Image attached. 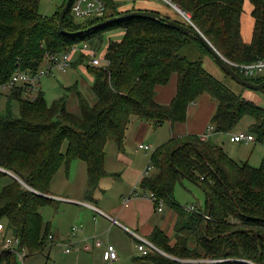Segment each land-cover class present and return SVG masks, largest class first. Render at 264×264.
Wrapping results in <instances>:
<instances>
[{
  "label": "trees",
  "instance_id": "1",
  "mask_svg": "<svg viewBox=\"0 0 264 264\" xmlns=\"http://www.w3.org/2000/svg\"><path fill=\"white\" fill-rule=\"evenodd\" d=\"M66 1L52 15H45L40 12L42 0H0V85L8 83L17 69L37 73L47 53L61 54L82 42L98 49L110 63L107 67L90 66L84 53L72 63L84 64L95 76L91 86L95 103L77 83L66 88L76 92L78 112L70 110L67 95L50 104L44 90L30 94L26 84L13 87L6 108L0 110V167L30 187L0 169V180L8 179L0 188V222L5 220L12 235L20 239L16 249H25L27 257L44 253L48 246L52 225L45 221L42 210L59 204L49 197L57 173L64 169L68 175L75 160L87 163L85 196L93 200L107 175L106 144L124 148L133 116L154 127L166 121L172 125L185 122L189 106L207 93L218 102L211 119L217 133H231L250 116V132L258 142L264 139V106L243 97L249 88L238 83L240 90H231L206 69L203 57L194 60L182 53L186 47H195L211 55L193 34L144 17H128L87 31L99 22L137 10L124 11L117 0H103L104 16L82 19L72 13L73 0L64 21L65 34L59 21ZM171 1L191 14L195 26L174 20L193 31L197 28L229 61L246 65L264 58V0ZM248 2L254 23L250 41L243 38L242 23ZM117 29L124 31L123 36L109 37L105 46L107 34ZM231 67L246 80L264 81V74L246 76L239 67ZM174 73L178 76L177 93L170 104H161L155 100L156 88L169 83ZM15 101L19 104L17 114L13 111ZM151 162L153 170L140 187L153 191L177 211L176 241L172 243L156 228L149 239L174 259L152 249L138 258L140 262L250 264L246 260L264 264V165L239 162L210 138L202 141L194 135L164 142L151 155ZM184 179L203 188L204 210H188L175 200L176 185ZM0 264L21 262L17 253L1 250Z\"/></svg>",
  "mask_w": 264,
  "mask_h": 264
},
{
  "label": "crops",
  "instance_id": "2",
  "mask_svg": "<svg viewBox=\"0 0 264 264\" xmlns=\"http://www.w3.org/2000/svg\"><path fill=\"white\" fill-rule=\"evenodd\" d=\"M117 1L122 3V10L124 11L135 8L137 10L158 11L166 17L174 15L169 8L164 9L151 1H144L143 3H138L137 0H130L126 3L123 2L125 0ZM251 10V5L248 2L245 14L242 17L243 38L247 41L251 40L254 27ZM70 68L84 69L88 75L91 76L92 74L84 64L78 66L72 64ZM56 75L55 73L48 76L55 77ZM177 78V73H175L169 83L157 86L155 93L157 102L170 104L173 101V97L177 93ZM37 86L38 89L44 90L42 88V79L39 80ZM9 93L10 91H0V98L4 97L7 102ZM29 93L31 94L32 92ZM243 97L254 102H264L263 97H259L258 93L250 89L243 92ZM89 99L94 103L96 101L94 97ZM70 100L78 108L73 96ZM217 107V100L204 93L189 106L188 118L185 122H177L172 125L170 121H166L163 125L154 127L150 121L133 116L127 129L125 146L115 157L114 170L106 169L107 175L101 179L99 187L95 190L93 200H89L85 196V187L88 180L87 171L85 183L78 191L69 195L59 191L56 180L60 173L58 172L51 186L52 195H49V197L58 201L59 204L57 207H46L52 208L50 218L46 219V221L52 225L51 236L53 238L48 240V246L45 248L44 253L38 254V256L43 255L40 256L43 257L42 262L39 258L33 260L32 256L36 255H32L25 259L24 264H27L28 260L29 264H106L104 249L108 244L113 245L119 254L118 260L113 264H147L138 260L141 256L135 249L137 240L131 234L132 230L149 239L152 232L158 228L172 239V243H175L174 228L178 219L177 211L166 205L165 209L159 212L156 204L147 195L149 190L144 191L140 187L144 178L142 174L150 162V156L147 153L145 154L146 150L139 148V144L147 143L155 151L164 142L176 136H200L207 131ZM239 131L250 132V130L246 131L238 127L233 129L231 133ZM221 133L223 132L213 133L210 140L212 143L224 147L231 158L239 162L248 161L254 166L258 165L257 163L262 164L264 158L260 153L263 152L264 145L257 149L258 153L255 148H252V144H256L257 139L252 142L233 143L229 139V141L221 140ZM231 133H229V137ZM240 149L242 152H240ZM254 159L256 162H253ZM60 177L66 178L67 181L71 180V170L68 175L64 170V174ZM7 183L8 179L6 177L2 178L0 180V188ZM189 183L202 189L203 200L183 204L178 200L176 192L175 200L187 209L189 208L188 210L192 206L196 207V209L204 210L206 208V194L203 188L192 180H189ZM2 223L5 225V229L0 231V246L5 242V237L13 236L12 232L7 228L6 221L4 220ZM73 227H78L79 230L73 233ZM88 244L91 248L87 250L85 246ZM68 247L71 248L70 252L66 251Z\"/></svg>",
  "mask_w": 264,
  "mask_h": 264
},
{
  "label": "rangeland",
  "instance_id": "3",
  "mask_svg": "<svg viewBox=\"0 0 264 264\" xmlns=\"http://www.w3.org/2000/svg\"><path fill=\"white\" fill-rule=\"evenodd\" d=\"M64 1L65 0H42L41 6H40V12L42 14H45V15H52V13H54L57 10V8L64 3ZM129 1L130 0H125L123 2L126 3ZM144 1H151L152 3H156L157 5L162 6V8H164V9L169 8L170 11H172V13L174 14L173 16L169 17L170 19H178V20H181L182 22H185V23L188 22L189 24L194 25L192 18H191V14L187 11H184V10H183V12L182 11L179 12L178 10H176L174 5H177V4H175L171 0H137L138 3L139 2L143 3ZM121 9H122V7H121ZM186 14H188L190 17H187ZM122 36H123V30L117 29L115 31L108 33L106 36V40H108L109 37L121 38ZM107 42H109V40L105 42V46L108 44ZM182 53L186 56H189L191 59H194V60H197V59L203 57L204 66L216 78H218L223 83H225L231 90L232 89L234 91L240 90L241 86L238 83H236L233 79L226 76L223 69L219 67V65L215 62V60L213 59V57L211 55H209L205 52L203 53L202 50L200 51L198 48H195V47H186V49H184ZM230 63L232 66L233 65L232 63H234V62L230 61ZM55 73L57 74L55 77L44 76L41 78L42 79V88L44 89L45 97H46V100L48 103L51 104V102H53L54 99H56L60 96H63V95H67L70 110H72L74 112H78L79 107L76 108L74 102H71L72 100H70V98H72V96H73L75 99L74 101L77 102L76 92L75 91H69V92L66 91V87H69V86L73 85L74 83H77L78 89L84 95H86L88 97V99L89 98L93 99V97L96 99L95 94L93 92V89L91 87L94 80H95V76L93 74H91V76H90L84 71V69H80V68H76V69L68 68V70L66 72L56 70ZM255 93H258L259 97H263V99H264V92L261 93V92L255 91ZM90 102H91V100H90ZM5 103H6V99L4 97H1L0 98V110L6 108ZM92 103H94V102H92ZM255 103H257L258 105H261V106L264 105L263 101L262 102L257 101ZM12 104H13V111L17 114L19 112V104L17 102H13ZM77 104H78V102L76 103V105ZM252 121L253 120L250 116L245 117L240 123H238L237 126H235V128L240 127L243 130L248 131L249 130V124L252 123ZM220 138L223 141H227L229 139V133L228 132L221 133ZM250 142H252V141H250ZM226 143H228V142H226ZM142 144H144V143H142ZM228 144H230V143H228ZM147 145H149V144H147ZM263 145H264V139H263V142L257 141L256 144L255 143L252 144V148H255L257 150L260 146H263ZM150 148H151L150 150L145 151V154L147 153L150 156V162H151V155L154 153V149L152 148L151 145H150ZM66 149H67V147L65 145L64 150H66ZM121 150L122 149H119L112 142H108L106 144V158H105L106 169L114 170L115 157L117 156V154ZM240 152H242L241 149H240ZM258 152L259 151L257 150V153ZM260 155L264 158V148H263V152H261ZM253 162H256V160L254 159ZM151 164H152V162H151ZM257 164L258 165H256V166H261L262 164H264V159L262 161V164L261 163H257ZM152 166H153V164H152ZM86 171H87V165L85 162H83L82 160L73 161V164L71 167V180L67 181L66 178L60 177L61 175L64 174V170L62 169L57 176L58 179H56L58 182L59 189H60L59 191L65 193L66 195H69L72 192L78 191L82 187L83 183H85V180L87 178ZM144 171H143V173H144ZM109 180H111V179H109ZM104 181H103V183H104ZM21 183H23V185L25 187L30 188L29 185L28 184L26 185L24 181ZM0 186H1V184H0ZM175 189H176L175 192H176V196H177L178 200L183 204H186L187 202L190 203L191 201L198 202L199 200H203V198H204V194H203L202 189H200L197 186L189 183V180H187V179H184L182 181V183L177 184ZM43 210H44L43 216H44V219L46 221V219L50 218L52 208L48 207V208H45ZM8 237H11V236H8ZM156 248H155L156 251L160 252L161 254H164L167 257L173 258V256L166 253L163 249H160L157 246H156ZM135 249H137L136 250L137 253L140 256H142L140 250L136 246V243H135ZM155 249H153V250H155ZM159 249L161 251H159ZM162 250L164 251L163 253H162ZM40 256H43V255H40ZM40 256L36 255V256H32V258H33V260H36L37 258H39V260H41V262H42L43 257H40ZM215 261H217V260H215ZM243 261H245L246 263L250 262V261H246V260H243ZM29 263L30 262L28 260L27 264H29Z\"/></svg>",
  "mask_w": 264,
  "mask_h": 264
},
{
  "label": "built area",
  "instance_id": "4",
  "mask_svg": "<svg viewBox=\"0 0 264 264\" xmlns=\"http://www.w3.org/2000/svg\"><path fill=\"white\" fill-rule=\"evenodd\" d=\"M105 7V2L103 0H75L74 4L72 5V13H74L75 17L78 19L102 17L105 15ZM186 16L190 17L188 14H186ZM83 53L87 55V64L90 66L107 67L110 64L109 60L103 57L98 49H95L87 42H82V45H73L68 49V51L61 54L47 53L45 56V62L35 74H32L27 70L17 69L13 73L14 75L11 77L8 83L0 85V91H11L13 87L24 84L27 85V89H29L30 92L37 91V84L43 76L53 75L55 74L56 70L66 72L68 68L72 66V63L76 60V57L83 55ZM232 64L239 67L246 76L264 74V58L258 59L257 61L246 65H240L236 63ZM207 128V131L200 135V139L202 141L208 140L211 135L216 132V128L213 124L208 125ZM229 140L233 143L248 142L254 141L255 136L251 132L239 131L231 133ZM139 148L146 151L151 149L150 145H147L146 143L139 144ZM152 169L153 166L150 162L142 174L143 177L148 175ZM147 195L149 198H151L154 204H156V208L159 212L165 209L166 204L163 198H159L153 191H149ZM191 209H194V206H192L190 210ZM4 229L5 225L0 222V231H3ZM77 230H79L78 227H73V233H75ZM131 234L135 236L137 240L136 246L140 250L142 256L147 255L150 250L156 248L150 239L142 237L133 230L131 231ZM49 237L50 239L53 238L51 235ZM18 244H20V239L14 235L11 237H5V242L0 247V251L9 250L13 253H17L20 262L24 264V261L27 258V252L25 249L18 251L16 249L17 246H19ZM90 248L91 247L89 244L85 246V249L87 250ZM104 250V260L106 264H113L116 260H118L119 254L113 245L108 244ZM66 251L70 252L71 248H66Z\"/></svg>",
  "mask_w": 264,
  "mask_h": 264
},
{
  "label": "water",
  "instance_id": "5",
  "mask_svg": "<svg viewBox=\"0 0 264 264\" xmlns=\"http://www.w3.org/2000/svg\"><path fill=\"white\" fill-rule=\"evenodd\" d=\"M73 0H67L65 6L63 7V9L60 12V21H59V29H61V31L65 34L68 33V31H66V28H64V21H65V17L67 16V11L69 10L71 4H72ZM175 9L178 10L179 12H183V10L177 6L174 5ZM128 17H144V18H150L153 20H158V21H162L163 23H165L166 25L169 26H173L177 29H179L180 31H182L184 34H193L195 39L199 40L200 42H202V44L205 46V48L209 51V53L211 54V56L213 57V59L215 60V62L219 65L220 68L224 69L226 71V73L230 76L231 79H233L234 81H236L237 83H239L240 85L244 86V87H248L249 89H252L256 92H261L264 90V81H262V83L257 84L254 82H251L249 80L244 79L239 73H237L232 67H231V63L230 61H228L222 54H220V52L211 44V42L206 39V37L202 34V32H200L197 28L196 31H193L192 28L189 25H184L181 24L179 22H177L174 19H169L166 16H163L160 12L158 11H151V10H134V11H127L125 14L120 15V16H116V17H111V19H107L103 22H99L97 23V25H94L92 27H90L89 29H87V31H91L94 29H97L99 27L111 24L113 22H117V21H121L124 20ZM81 34V33H79ZM1 170L5 171L6 173L10 174L11 176H13L14 178L19 179L21 182H23L21 180V178H19L15 173L10 172L2 167H0ZM159 251H161L159 249ZM164 251L162 250V253ZM168 255V254H167ZM170 256V255H169ZM174 258V257H173ZM250 264H255L253 262H247Z\"/></svg>",
  "mask_w": 264,
  "mask_h": 264
}]
</instances>
